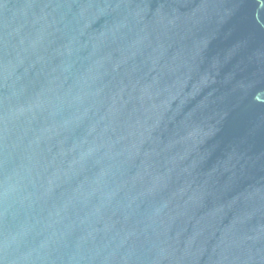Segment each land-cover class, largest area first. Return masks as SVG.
Returning a JSON list of instances; mask_svg holds the SVG:
<instances>
[{
  "label": "water",
  "instance_id": "1",
  "mask_svg": "<svg viewBox=\"0 0 264 264\" xmlns=\"http://www.w3.org/2000/svg\"><path fill=\"white\" fill-rule=\"evenodd\" d=\"M0 264H264V0H0Z\"/></svg>",
  "mask_w": 264,
  "mask_h": 264
}]
</instances>
